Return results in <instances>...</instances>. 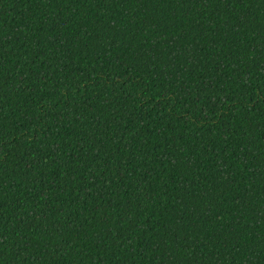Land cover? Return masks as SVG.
I'll list each match as a JSON object with an SVG mask.
<instances>
[{"label":"trees","instance_id":"obj_1","mask_svg":"<svg viewBox=\"0 0 264 264\" xmlns=\"http://www.w3.org/2000/svg\"><path fill=\"white\" fill-rule=\"evenodd\" d=\"M0 264H264V0H0Z\"/></svg>","mask_w":264,"mask_h":264}]
</instances>
